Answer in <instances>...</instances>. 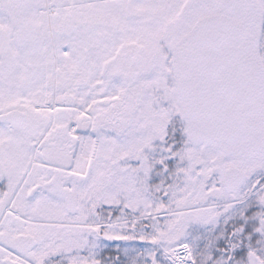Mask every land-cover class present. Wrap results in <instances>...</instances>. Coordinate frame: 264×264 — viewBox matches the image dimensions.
Instances as JSON below:
<instances>
[{
  "label": "snow or ice",
  "instance_id": "snow-or-ice-1",
  "mask_svg": "<svg viewBox=\"0 0 264 264\" xmlns=\"http://www.w3.org/2000/svg\"><path fill=\"white\" fill-rule=\"evenodd\" d=\"M0 264H264V0H0Z\"/></svg>",
  "mask_w": 264,
  "mask_h": 264
}]
</instances>
